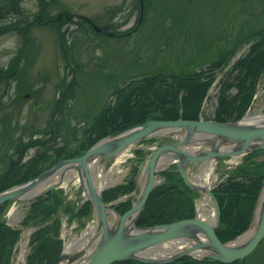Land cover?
<instances>
[{
	"label": "rangeland",
	"instance_id": "obj_1",
	"mask_svg": "<svg viewBox=\"0 0 264 264\" xmlns=\"http://www.w3.org/2000/svg\"><path fill=\"white\" fill-rule=\"evenodd\" d=\"M15 5L19 10L13 8ZM46 11L55 24L42 19L33 22L36 14ZM68 14L72 18L64 19ZM74 14L91 17L98 25L110 24V28L121 33H113L112 30L111 34H97L89 19ZM16 21L28 26L31 42L22 53L18 78L10 81L0 77V175L21 151L23 156L19 164L41 151L52 150L66 140L76 144L73 137H83L93 118H87L85 114L95 115L104 107L112 109L121 102L128 85L135 83V78L133 82L130 78L144 70L169 62L177 68L180 64L188 71L196 64L199 69L200 62L208 63L230 49L238 54L247 52L249 46L245 38L264 28V0H0V68L10 66L24 44V27L10 24ZM59 26L64 32L63 37L57 28ZM68 46L79 63L76 71L72 67L76 64L72 55H69L71 64L66 56L65 48ZM77 71L78 85L73 80ZM217 73L216 84L209 89V96L201 108L205 117L215 116L224 70L219 69ZM65 89L69 94L75 89L74 100L72 93L69 100L71 105H63L59 100ZM235 91L236 87L230 89L231 93ZM248 113L264 115V71L258 79L256 96ZM49 121L55 124L50 141V128L46 127ZM66 133L68 137H65ZM40 136L49 143L25 145V142ZM152 137L157 139L137 141L122 154L100 164L103 173L110 174L113 181L107 186L122 183L134 175L137 189L131 196L137 198L140 191L137 177L142 170L134 173L133 167L142 164L143 168L146 161L142 162V158L152 152L158 139V142L164 140L162 136ZM139 148L145 151L143 157L136 151ZM241 159L243 155L211 161L215 164V178L209 185L214 186L229 171V166L238 165ZM41 162L45 166L49 160L43 158ZM169 164L160 167L158 184L165 181L163 170ZM52 190L63 199L55 217H60L59 237L64 238L66 246L68 240L81 238L91 225H96L97 218L93 208L90 215L82 219L72 216V208L75 211L87 199L79 180L70 179ZM201 198L202 194L198 192L195 207ZM67 202L71 209L65 207ZM209 203L207 209H212L213 203ZM11 204H14L13 213L10 215L8 212V215L6 212ZM11 204L3 214L0 213V217L21 229V238L17 240L18 252L14 255L19 263V259H26L33 250L34 243L29 242V238L39 226L35 219L40 221L44 217L32 218L30 201L16 200ZM27 218H32V222L26 223ZM109 218L114 219L113 212L109 213ZM22 242H26L24 249ZM257 249L259 251L254 253L249 264H257L264 256V239ZM77 252L74 250L73 253ZM169 253L160 251L161 255ZM13 254L14 250L11 259ZM22 264H26L25 260ZM178 264L187 263L181 260Z\"/></svg>",
	"mask_w": 264,
	"mask_h": 264
},
{
	"label": "trees",
	"instance_id": "obj_2",
	"mask_svg": "<svg viewBox=\"0 0 264 264\" xmlns=\"http://www.w3.org/2000/svg\"><path fill=\"white\" fill-rule=\"evenodd\" d=\"M13 8L19 10L17 5ZM113 8H117V6ZM68 15L64 19L72 18L71 14ZM74 15L81 16L79 14ZM38 19L55 24L52 23L50 13H47V11L36 14L33 22L38 21ZM18 23L16 21L10 24L24 27L22 29L24 44L19 49L15 61L6 68H0V77H6L10 81L18 78L22 53L26 52L31 42L28 26ZM99 26L102 29L100 31L96 29L95 32L97 34H111L112 30L113 33H121L117 32L118 30H115V28H110V24ZM57 28L60 31V35H64V32L61 31V26ZM245 39L248 41L253 40L250 49L230 65L223 74L215 111V118L219 121L237 120L246 113L256 93L258 79L264 71V28L253 31ZM65 49L68 62L71 64L69 56L71 48L68 46ZM234 52V50L230 49L227 53H220V56H216L208 63L200 62L199 69L196 68V64L194 68L186 71L180 64L177 65V68L167 62L165 65L158 64L153 69L144 70L141 74L130 78L132 82L135 78V83L128 85L124 94L122 93L123 97L120 103L116 104L112 109L104 107L95 115L89 116L85 114L87 118H93L86 127L83 137H73L77 140L76 144L72 145L65 139L66 141L62 144L54 146L52 150H48L49 153L41 151L19 164L23 156L21 151L15 161L13 160L12 164L1 173L0 191L37 176L58 160L82 154L100 138L137 122L147 119L199 118L207 91L217 76V71L219 69L223 70L230 64ZM71 55L75 60L73 53ZM75 63L79 66L76 60ZM73 80L78 85L79 80L76 74H74ZM232 87H236L234 93L230 92ZM74 90L71 92L73 100L75 98ZM71 93L69 94V91L65 89L62 95L59 96V100L63 105H71L69 101ZM53 124L49 121L46 125L47 128H50L49 141L55 131V124ZM65 137H68L67 133ZM153 140L150 139V141ZM49 141L47 142L46 139L40 136L36 137V139H31L30 142H25V145H30L31 142H42L45 144L46 142L49 143ZM136 151L140 157L145 154L144 149L139 148ZM43 158L49 160L48 165L44 166L42 164L41 160ZM137 168V165L133 167L134 173ZM163 173L165 174V181L151 190L145 207L136 220V225L138 226L171 222L180 218L194 216L195 214V196H197L198 192L185 183L175 164L165 168ZM263 179L264 158L252 151L245 154L238 165L229 169L228 175L213 188L221 209L220 223L216 228V232L222 241L236 237L249 227ZM135 186L134 175H131L126 181L105 188L102 192L103 200L109 203L126 193H130ZM132 200V196H128L127 199L113 205L120 213H123L131 207ZM62 205V196L53 190L48 191L46 195H40L31 202V206H33L32 218L43 216L44 218L40 221L36 219L35 221L45 224L31 234L30 240L34 244L32 252L27 256V264L50 262L61 253L63 239L59 237L60 217H55V214L58 213ZM4 206L5 203L0 204V213L3 212ZM65 207L71 209L70 203L67 202ZM91 211L92 204L89 199H86L75 211L72 208V216L82 219V217L90 215ZM32 218H27L25 222H32ZM55 231L57 234H55ZM20 232V228L11 226L6 222L0 225V264H11L12 249L20 237ZM261 242L258 246H260ZM258 246L245 257L243 263L239 259L232 262H223L210 257L195 258L190 255H184L165 263H147L129 259L115 261L111 264H178L181 260L187 264H249L254 253L259 251L257 249ZM257 264H264V256Z\"/></svg>",
	"mask_w": 264,
	"mask_h": 264
},
{
	"label": "water",
	"instance_id": "obj_3",
	"mask_svg": "<svg viewBox=\"0 0 264 264\" xmlns=\"http://www.w3.org/2000/svg\"><path fill=\"white\" fill-rule=\"evenodd\" d=\"M97 27V26H96ZM97 29H99L97 27ZM238 120L219 121L214 119L176 118V119H147L133 125L118 129L91 145L80 155L58 160L37 176L13 185L0 191V204L6 202L5 209L16 200L33 201L40 195L59 186L60 183H50L39 193L26 197V190L42 182L50 172L68 162L77 168L79 180L82 183L87 197L90 199L97 218V228L101 231L100 237L91 249L69 253L64 244L62 252L52 261L44 264H111L115 261L136 259L147 263L171 262L184 255L196 256L193 249L203 248L210 250L204 257H211L223 262L240 260L250 254L264 238V197L258 225L248 241L242 244H233L232 241L244 235L251 227L260 196L264 192V179L255 205L250 226L238 236L222 241L216 232L220 223L221 209L212 186L207 192L215 208L216 217L213 223L201 217L196 209L194 216L180 218L171 222L157 223L150 226H138L136 220L145 207L151 190L157 185V172L160 170V161L168 156L175 163L185 183L199 191V184L193 178V172L198 166L207 161L226 156H237L255 151L264 154V120L247 122L245 117ZM149 136H163L165 142L154 147L148 154L143 167L146 178L141 186L137 199L132 206L123 213H119L114 206L103 200V188L97 189L91 171L90 162L100 157V161L107 162L121 153L135 142ZM192 145L201 146L198 150L190 151ZM142 168L139 164L138 171ZM120 200V199H119ZM114 213L110 220L109 213ZM132 223L139 230L127 231V222ZM0 218V224L4 223ZM116 223V224H115ZM204 232V235L202 233ZM202 233V234H201ZM194 240L190 246L172 251L168 255H147L144 252L160 243L176 240Z\"/></svg>",
	"mask_w": 264,
	"mask_h": 264
},
{
	"label": "bare ground",
	"instance_id": "obj_4",
	"mask_svg": "<svg viewBox=\"0 0 264 264\" xmlns=\"http://www.w3.org/2000/svg\"><path fill=\"white\" fill-rule=\"evenodd\" d=\"M259 120H264V115L260 116V115H252L248 113V115L245 117V121L247 122L259 121ZM200 147L201 146L192 145L189 147V149L190 151H195V150H198ZM125 150H123L121 153L117 155L122 154L123 152H125ZM117 155H115L113 158H115ZM213 160L207 161L204 164L198 166L196 171L193 172V178L196 181V183L199 184L200 186L199 192L202 194V198L199 199V201L197 202V210H198L199 215L210 223H213L216 217L215 208L207 209V206H206L209 202H211L209 194L207 192V189L209 187V182L210 180H213L215 178V174H214L215 164L211 162ZM170 162H171L170 158L168 156H164L163 158H161L160 165L163 166ZM100 164H105V162L100 161V157H97L93 159L89 165V169L91 171L93 181L98 190L109 184H113L112 183L113 181L110 179L111 175L103 173V168H102L103 166ZM145 178H146V173L143 168L137 177L140 188L141 186H143ZM70 179L79 180V174H78L77 168L68 162L67 164H63L62 166H60L58 169H55L54 171L50 172L49 175L42 182L26 190L23 196L29 197V196L35 195L39 193L40 191H42L50 183L58 182L62 184V183L67 182ZM263 197H264V192H262L260 196L259 203H258L256 212H255L254 220H253V223L250 229L244 235L232 241L233 244L245 243L252 236L259 222L260 213H261L262 205H263ZM13 205L14 204H11L10 208L7 210L6 213L8 215L9 213L10 215L13 213V208H12ZM126 226H127V231L129 232H137L139 230L138 228L134 226L131 219L128 220ZM202 233L204 235L203 231ZM100 234H101V231L98 230L97 225L93 224L90 226L89 230L81 238H74L72 240H68L66 242V251H68L69 253H73L74 250L87 251L88 249H91L93 245L97 242V240L100 237ZM192 243H194V240L192 239L184 241L183 244H182V241L170 240V241L160 243L159 245L146 250L144 254L161 256L160 251H164V250L170 251V252L178 251L181 248L190 246ZM21 244H22V249H24L26 242H22ZM209 252L210 250L203 249V248L192 250V253L196 256H204L205 254ZM61 264H65V263L63 262Z\"/></svg>",
	"mask_w": 264,
	"mask_h": 264
}]
</instances>
